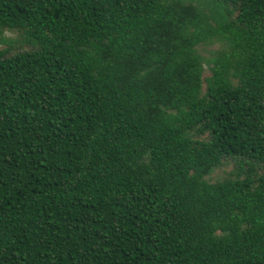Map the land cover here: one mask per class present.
Wrapping results in <instances>:
<instances>
[{"label": "trees", "instance_id": "trees-1", "mask_svg": "<svg viewBox=\"0 0 264 264\" xmlns=\"http://www.w3.org/2000/svg\"><path fill=\"white\" fill-rule=\"evenodd\" d=\"M0 264H264V0H0Z\"/></svg>", "mask_w": 264, "mask_h": 264}, {"label": "rangeland", "instance_id": "rangeland-1", "mask_svg": "<svg viewBox=\"0 0 264 264\" xmlns=\"http://www.w3.org/2000/svg\"><path fill=\"white\" fill-rule=\"evenodd\" d=\"M6 36L7 37H10V38H15L16 35L15 34H11V33H6ZM3 47V46H1ZM219 45L218 43L216 44H213L211 46H206V47H203V48H199V52L205 57V58H209L210 55H211V52H213L214 50L218 49ZM209 76V72L208 70L206 69L205 70V73H204V77H208ZM231 169V166H223L221 167L220 169H217L212 175H211V180H216L218 178H222L224 177L227 173H229Z\"/></svg>", "mask_w": 264, "mask_h": 264}]
</instances>
